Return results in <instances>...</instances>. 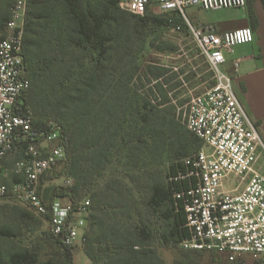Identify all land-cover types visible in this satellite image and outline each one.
<instances>
[{
    "label": "trees",
    "instance_id": "1",
    "mask_svg": "<svg viewBox=\"0 0 264 264\" xmlns=\"http://www.w3.org/2000/svg\"><path fill=\"white\" fill-rule=\"evenodd\" d=\"M245 7L254 31L252 0ZM8 19L2 15L1 24ZM180 23L184 19L176 14H129L117 0H28L23 55L30 88L23 108L31 112L35 129L45 130L48 123L60 127L68 158L64 168L75 181L70 188L46 191L42 185L41 196L49 207L55 199L75 205L80 192L88 195L83 252L91 264H164L159 249L177 248L189 236L184 199L174 193L190 181L175 178L203 144L181 123L169 99L182 86L178 73L137 62L149 37ZM157 49L175 50L166 42ZM140 72L154 83L146 95L133 86ZM31 215L28 210L21 218ZM46 235L56 251L53 258L42 261L23 251L8 264H75L76 247L65 248ZM202 252L182 250L173 264H200ZM0 264H5L1 258Z\"/></svg>",
    "mask_w": 264,
    "mask_h": 264
},
{
    "label": "built area",
    "instance_id": "2",
    "mask_svg": "<svg viewBox=\"0 0 264 264\" xmlns=\"http://www.w3.org/2000/svg\"><path fill=\"white\" fill-rule=\"evenodd\" d=\"M26 1L16 0L0 40V204H23L47 222L48 233L63 247L74 248L84 243L90 204L89 200L74 205L55 199L47 207L41 196L43 177L66 164L68 158L60 127L48 123L45 130L35 129L31 112L23 108V96L30 88L23 55ZM245 6L246 0H117L121 11L135 16L180 15L213 74L215 84L192 95L182 119L178 117L203 144L183 161L185 171L175 178L190 181L188 187L174 193L184 199L189 231L180 247L230 258L246 255L264 264V174L260 164L264 142L257 123L237 96L233 78L221 70L225 55L237 46L253 43L254 33L250 27L219 33L214 25L191 24L184 13L189 7L219 11ZM17 148L22 160L15 163L16 181L9 186L4 181L3 161ZM71 185L72 179L67 177L64 187Z\"/></svg>",
    "mask_w": 264,
    "mask_h": 264
},
{
    "label": "rangeland",
    "instance_id": "3",
    "mask_svg": "<svg viewBox=\"0 0 264 264\" xmlns=\"http://www.w3.org/2000/svg\"><path fill=\"white\" fill-rule=\"evenodd\" d=\"M15 4L16 0H0V18L2 15L10 17ZM27 11L28 0L26 1L25 22ZM184 13L185 17L193 25H212L225 21L232 24L241 20V16L244 14V8L204 11L197 7H189L185 9ZM177 27H179V29H177ZM153 41H155L154 46L151 45ZM159 42L169 43L174 46L175 50L171 52L161 51L157 49ZM225 56L227 57V55ZM137 62L141 68L147 66H161L174 73H178V80H182V86L169 94V99L172 104L177 106V117L183 115V110L190 97L192 95H199L210 89L211 81L213 80V74L208 64L188 36L184 23L161 29L156 34L149 37ZM221 70L223 71L222 68ZM182 72L184 73L182 74ZM192 74H194L193 79L188 81L186 77ZM140 79L143 80L141 72L135 76L133 86L134 88L141 87L140 92L146 95V92L154 83L149 84L143 80V86H141L139 82ZM149 99L153 104L155 103L152 96L149 97ZM180 103H182V106ZM20 160H22V151L19 148L11 151L4 160L3 174L7 184H11L15 163ZM260 164L263 166L264 174V153L260 159ZM64 166L65 164H60L56 170L46 176L42 182L44 191L52 190L57 187L65 188L64 182L67 178V173ZM165 167L166 166H164L163 169H165ZM161 177L164 180V175ZM166 181L168 180H165V182ZM72 182L74 184V179H72ZM72 186L73 185L70 187ZM79 196L80 200L78 203L88 200V195L84 192H80ZM61 200L63 202L69 201L67 198H61ZM22 212L26 213L28 209L19 202L4 201L0 204V258L5 264H8L9 258L13 254L23 251L38 254L39 259L42 261L53 258L56 251L53 243L46 235L48 224L34 215H31L28 220H23L21 218ZM83 248L82 244L74 249L75 264H91L89 258L84 254ZM182 250L184 249L180 246L177 248L166 247L159 249L158 253L163 259L164 264H173L176 259L180 258V251ZM202 253L204 255L200 259V264H210L212 260L220 262L221 264H241L243 260V256L230 258V256L224 254ZM245 264H251V260L249 258L246 259Z\"/></svg>",
    "mask_w": 264,
    "mask_h": 264
},
{
    "label": "crops",
    "instance_id": "4",
    "mask_svg": "<svg viewBox=\"0 0 264 264\" xmlns=\"http://www.w3.org/2000/svg\"><path fill=\"white\" fill-rule=\"evenodd\" d=\"M253 10L258 25L253 31L254 41L251 44L237 46L227 54L226 63L222 66L225 73L233 78L234 88L251 119L258 124L259 133L264 142V8L261 0H252ZM219 33L249 27L246 7L241 20L237 23L219 22L212 24ZM5 25L0 22V40L4 37ZM3 34V35H2ZM238 63L237 70L234 63ZM243 255L241 264L246 259L251 264H258L250 257Z\"/></svg>",
    "mask_w": 264,
    "mask_h": 264
}]
</instances>
